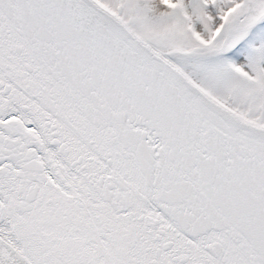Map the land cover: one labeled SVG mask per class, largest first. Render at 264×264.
Returning <instances> with one entry per match:
<instances>
[{"label":"snow or ice","instance_id":"snow-or-ice-1","mask_svg":"<svg viewBox=\"0 0 264 264\" xmlns=\"http://www.w3.org/2000/svg\"><path fill=\"white\" fill-rule=\"evenodd\" d=\"M0 264H264V0H0Z\"/></svg>","mask_w":264,"mask_h":264}]
</instances>
